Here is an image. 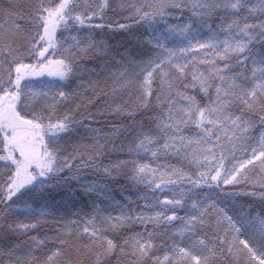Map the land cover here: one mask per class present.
<instances>
[{"label":"snow or ice","instance_id":"1","mask_svg":"<svg viewBox=\"0 0 264 264\" xmlns=\"http://www.w3.org/2000/svg\"><path fill=\"white\" fill-rule=\"evenodd\" d=\"M0 264H264V0H0Z\"/></svg>","mask_w":264,"mask_h":264},{"label":"trees","instance_id":"2","mask_svg":"<svg viewBox=\"0 0 264 264\" xmlns=\"http://www.w3.org/2000/svg\"><path fill=\"white\" fill-rule=\"evenodd\" d=\"M97 39H100V37H97ZM123 39H124V37L116 36V37H114V38H112V39L110 40V43H112V44H117L119 41H121V40H123ZM132 190H134V189H130V191H132Z\"/></svg>","mask_w":264,"mask_h":264}]
</instances>
